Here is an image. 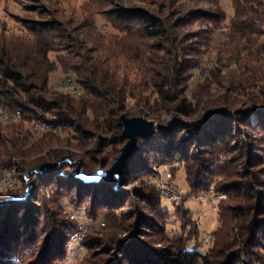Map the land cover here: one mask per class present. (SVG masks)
Masks as SVG:
<instances>
[{"label":"trees","instance_id":"obj_1","mask_svg":"<svg viewBox=\"0 0 264 264\" xmlns=\"http://www.w3.org/2000/svg\"><path fill=\"white\" fill-rule=\"evenodd\" d=\"M164 10L121 6L107 12L119 31L150 40L149 53L161 50L168 55L178 49L176 27L191 18L214 16L210 11L184 8L171 1L166 3ZM29 26L36 35L38 53L45 55L54 50L55 45L66 44L65 55L57 56L55 60L63 70H73L77 74L82 93L71 97L51 90L47 75L54 64L47 62L43 55L41 58L45 63L27 64L0 54V106L19 111L22 121L43 118V114L49 113L50 117L44 122L67 126L73 132V145L79 148L95 137L93 147L78 155L80 168L86 173L94 171L98 163L107 168L125 141L120 135L122 124L118 115L125 107L126 95L130 96L127 81L116 76L98 53L92 54L89 50H84V54L75 52L77 48L73 49L72 45L84 42L81 30L57 20L39 21ZM178 58L169 57L168 68L162 65L163 72L153 80L149 78L158 99V103L153 104L155 110L169 107V103L177 98L179 74L189 67ZM262 102L256 111V130L264 143ZM188 105L177 103L171 107L187 115L196 107L191 110ZM205 110L206 123L202 126L188 125L183 121L159 123L156 131L148 137L137 136L138 140H150L154 144L153 134H159L160 141L152 145L151 151L161 156L160 161L181 162L187 186L183 199L188 195L203 194L210 185L215 194L224 195L225 198L215 204L219 225L211 232L210 245L205 251L199 250V229L191 220L187 223L193 225L190 233L165 239L167 210L160 205L157 188L143 183L151 169L141 152L142 147L136 146L118 176L122 188L137 181L138 184L131 189L115 190L111 177L81 182L73 175L74 165L62 163L38 174L25 199L0 203V264H57L65 259L68 237L77 230L79 223L69 219L54 203L62 194H71L70 203L74 207L84 203L86 215L94 222L99 221L102 213L111 222L110 227L103 228L104 232L98 225L97 229L90 226L85 230L79 242L87 251L83 264H264V190L247 167L255 156L239 138L238 126L249 127L248 118L239 113L231 116L219 105ZM30 136L22 123L0 127L1 167L15 164L17 157L35 156L27 166L53 162L68 153L54 147L61 145L62 140L51 133H44L34 140ZM65 143L69 141L66 139ZM104 148L113 150L108 153ZM231 151L236 152L243 162L237 174L228 178V171L217 156ZM175 169L170 170L171 178ZM60 171L61 174H56ZM48 185L51 194L46 198L42 189ZM176 210L182 211L181 204ZM121 233H125L124 237ZM190 238L193 247L186 249ZM28 245L32 246L28 259L17 263L7 258L18 246L20 253Z\"/></svg>","mask_w":264,"mask_h":264},{"label":"rangeland","instance_id":"obj_2","mask_svg":"<svg viewBox=\"0 0 264 264\" xmlns=\"http://www.w3.org/2000/svg\"><path fill=\"white\" fill-rule=\"evenodd\" d=\"M168 1L177 2L184 8L210 11L215 16L191 18L176 27L178 49L176 48V52L171 55L165 54L161 50H153L152 53H149L147 47L150 40L138 39L133 35L119 31L110 21L111 16L107 12L110 8L121 6H144L164 12ZM52 20L74 27L77 31L81 30L84 42L82 41V44L78 46L70 44L73 49L77 48L75 52L84 54V50H89L92 54L98 53L105 60L107 64L105 65L116 76L123 77L127 81L129 85L127 93L130 96L126 95L125 107L119 112V118L122 114L128 117L141 116L152 121L154 131L159 123L165 125L176 121H183L192 126H202L206 123L205 109L215 105L225 108L231 116H236L238 113L241 117L246 115L249 127L238 126L240 129L239 138L244 140L246 146L255 156L247 167L264 190V143H262L259 131L256 130V111L264 101V0H0V54L17 58L27 64H32L35 61L41 64L45 63L41 58L43 55L47 62L54 64L53 69L47 75L48 87L58 93L76 97L82 93L77 74L73 70H63L55 60L57 56L65 55L64 45L66 44L55 45L54 50L47 51L45 55L36 52V48L39 46L35 43L36 35L29 25L39 21ZM172 56H179L178 59L189 64V67L179 74L177 98L173 103H169V107L155 110L153 104L158 103V99L152 90L149 78L153 80L156 75L161 74L164 70L160 68L162 65L168 68L170 63L168 59ZM157 61L158 64H156ZM67 76L75 78V82L77 81L80 85L81 93H76L74 96L69 91L60 89L61 80ZM177 103L189 104L188 108L191 110L196 107L191 114H181L180 111L171 107ZM2 108L4 107L0 106V109ZM261 110H264V107ZM49 117L50 114L45 113L43 118H31L28 121H22L21 118L11 122L0 121V127L22 123L33 136H30L32 140L44 133H51L62 140L61 145L54 147L72 153L75 156H72L73 159H79L78 155H82L95 144L96 138L93 137L83 147L74 146L73 132L67 126L53 125L55 130H41L38 126ZM153 136L154 144L150 140L147 142V140L141 141L137 138L135 142V147H142L141 152L148 159L151 169L143 183L153 184L150 177L155 175L161 177L162 181L166 180L167 185L173 187L180 195L179 201L170 202L158 193L160 205L167 210L168 214L164 220V237L171 239L190 233V228L193 225L187 223L191 220L198 226L199 250L203 252L210 245L211 232L219 225L216 220L215 204L225 197L223 194H215L210 185L209 190L203 194L188 195L183 199L182 195L187 192V186L182 164L180 161H160L161 156L151 151L154 147L152 145L159 143L160 139L157 136L160 137V135L153 134ZM66 139L69 141L68 144L65 143ZM110 149L104 148L103 150L109 153L113 150ZM149 149L150 151H148ZM68 153L64 155L69 156ZM34 157H17L15 164L13 163L9 167L0 166L2 171H0V201L23 194L25 189L23 170L31 166H26V164ZM238 157L233 151L220 153L217 156L218 161H222L224 169L228 171V178L234 177L237 174L236 171L241 168L243 160ZM23 165L25 166L22 167ZM174 168L176 169L171 178L170 170ZM65 170L66 168L62 172ZM62 172L55 173L59 175ZM55 173L51 175V178H54ZM38 174H31V181L36 180ZM8 177L14 180L20 191L18 195H14L13 190L4 188V179ZM137 184L138 182L135 181L126 185L125 188L131 189ZM50 185L42 189L46 198L51 194ZM125 188L118 184L114 189ZM131 196L133 200L132 193ZM71 197V194H62L54 202L58 207H61L69 219L79 223L77 230L68 237L65 259L57 264H83L82 259L87 251L79 245V242L83 238L85 230L90 226H96L94 227L96 229L99 226L103 231V228L111 226V222L104 218L103 213L99 221L94 222L86 215L84 203L74 207L70 203ZM180 204L182 211L176 210ZM80 224L87 225V228L82 229L78 237H72L77 234ZM102 233L98 235L101 236ZM124 235L125 233H121V237ZM193 244L194 242L190 238L185 248L192 249ZM19 246L21 245L19 244ZM19 246L15 252L12 251L8 255L7 258L11 262L19 263V261L28 259V253L32 246H25L20 253L18 252ZM262 252L264 255V249Z\"/></svg>","mask_w":264,"mask_h":264},{"label":"water","instance_id":"obj_3","mask_svg":"<svg viewBox=\"0 0 264 264\" xmlns=\"http://www.w3.org/2000/svg\"><path fill=\"white\" fill-rule=\"evenodd\" d=\"M122 124L121 137L125 138L124 143L120 147L119 154L115 160L106 168L103 169L101 164H98L95 171L90 173L83 172L80 168V159H73L68 155H62L56 161L44 162L26 167L23 170V180L25 182V189L21 196L2 200L0 203H8L16 200H23L27 197L29 189L32 185L30 178L31 174L41 173L44 169L59 167L62 163L74 165V177L81 182H96L101 177H111L113 179L114 188L119 184L118 176L125 163L126 158L135 148L137 136L148 137L153 132L152 121L146 120L141 116H126L120 115Z\"/></svg>","mask_w":264,"mask_h":264},{"label":"bare ground","instance_id":"obj_4","mask_svg":"<svg viewBox=\"0 0 264 264\" xmlns=\"http://www.w3.org/2000/svg\"><path fill=\"white\" fill-rule=\"evenodd\" d=\"M74 79L71 76H67V77L63 78L61 81H68V82H60V84H59L60 85V89H64L65 91H69V93H71L73 95L76 94V93L79 94V92H76V91L78 90V88H80V85H79V83L77 81L75 82ZM20 118H21V113L19 111H13L12 112V111L7 110L6 108L0 109V121H3V122H11V121H17ZM38 127L41 130L42 129H44V130L45 129L55 130V127L54 126H52L50 124H47V122H44V121ZM11 173H13V172H11ZM8 178L10 179V177H8ZM5 189L13 190V194L14 195H17L20 192L18 190L16 184L14 183V180L13 179H10V184ZM86 228H87V226H86ZM76 237H78V236H76Z\"/></svg>","mask_w":264,"mask_h":264},{"label":"built area","instance_id":"obj_5","mask_svg":"<svg viewBox=\"0 0 264 264\" xmlns=\"http://www.w3.org/2000/svg\"><path fill=\"white\" fill-rule=\"evenodd\" d=\"M61 82H68V81H61ZM76 92H80V88ZM75 92V93H76ZM47 124H50L47 122ZM150 181L156 186L158 189V193L165 198L167 201L170 202H177L180 200V195L179 193L171 186L167 185V181H162L161 177H157L155 175H152L150 177ZM10 184V179H4V188H6ZM18 195V194H17ZM87 225L80 224V229L78 230L77 234L72 235V237L78 236L82 229H85Z\"/></svg>","mask_w":264,"mask_h":264}]
</instances>
